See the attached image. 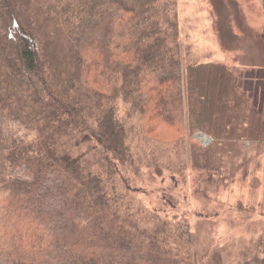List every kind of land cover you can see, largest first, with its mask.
I'll return each mask as SVG.
<instances>
[{
	"label": "trees",
	"instance_id": "1",
	"mask_svg": "<svg viewBox=\"0 0 264 264\" xmlns=\"http://www.w3.org/2000/svg\"><path fill=\"white\" fill-rule=\"evenodd\" d=\"M178 1L0 0V264H227L139 196L188 153L210 200L264 148V72L183 57Z\"/></svg>",
	"mask_w": 264,
	"mask_h": 264
},
{
	"label": "rangeland",
	"instance_id": "2",
	"mask_svg": "<svg viewBox=\"0 0 264 264\" xmlns=\"http://www.w3.org/2000/svg\"><path fill=\"white\" fill-rule=\"evenodd\" d=\"M178 13L183 57L190 51L200 62H224L241 78L264 72V0H179ZM126 108L119 101V110ZM134 123L141 126L143 117ZM192 139L205 143L209 138L198 133ZM154 151L164 160L167 154L173 156ZM260 152L253 154L260 166L250 163L210 200L196 194L206 175L193 169L188 153L183 174L174 175L172 162L170 168L144 169L148 192L139 196L150 207H162L171 218L184 216L200 252L217 249L227 264H236L243 253L264 241V148Z\"/></svg>",
	"mask_w": 264,
	"mask_h": 264
},
{
	"label": "water",
	"instance_id": "3",
	"mask_svg": "<svg viewBox=\"0 0 264 264\" xmlns=\"http://www.w3.org/2000/svg\"><path fill=\"white\" fill-rule=\"evenodd\" d=\"M209 141H210V139L207 140V142H209Z\"/></svg>",
	"mask_w": 264,
	"mask_h": 264
}]
</instances>
